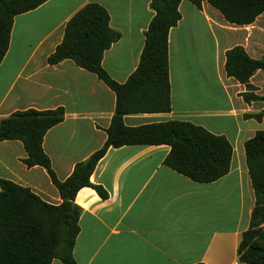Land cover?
<instances>
[{
    "label": "crops",
    "instance_id": "obj_1",
    "mask_svg": "<svg viewBox=\"0 0 264 264\" xmlns=\"http://www.w3.org/2000/svg\"><path fill=\"white\" fill-rule=\"evenodd\" d=\"M90 3L103 6L111 27L121 33L106 51L103 67L112 79L126 83L139 66L145 32L155 16L151 0H49L15 18L10 48L0 64V124L17 111L65 109L64 121L43 142L61 181L105 145L116 109L115 93L97 75L72 60L48 63L67 23ZM179 10L182 19L169 37L172 111L126 116L125 124L185 121L223 135L233 147L231 170L203 184L165 165L170 146L110 149L91 178L109 198L84 188L75 200L82 209L76 264H244L238 248L256 205L245 144L264 131V116L259 122L246 115L262 113L264 102L246 103V86L227 76L225 64L226 52L234 47L264 59V13L251 25L237 26L208 3L198 8L183 0ZM249 85L251 93L264 97V71L255 73ZM27 156L22 142H0V179L60 205L47 171L28 168L23 163ZM52 264L64 263L56 259Z\"/></svg>",
    "mask_w": 264,
    "mask_h": 264
},
{
    "label": "trees",
    "instance_id": "obj_2",
    "mask_svg": "<svg viewBox=\"0 0 264 264\" xmlns=\"http://www.w3.org/2000/svg\"><path fill=\"white\" fill-rule=\"evenodd\" d=\"M49 0H0V64L10 48L15 18L31 12ZM183 0H151L155 12L145 32L140 63L128 81L120 84L103 67L107 50L121 39L111 27L108 11L90 3L67 23L64 39L48 58L50 65L72 60L91 72L116 95V109L105 145L86 161L78 163L65 181L59 180L49 156L43 149L46 134L65 119V109L17 111L0 124V142L20 141L28 154L23 163L43 167L58 189L62 203L45 202L30 188L0 179V264H76L74 248L80 234L82 209L75 203L84 188L96 190L103 200L108 192L93 184L91 178L98 163L110 149L126 146H170L165 165L198 183H213L229 174L233 147L223 135L185 121H168L130 127L125 117L139 114H163L172 111L169 66V37L182 19ZM196 7L204 3L217 9L233 25L248 26L264 13V0H188ZM264 71V59L249 57L242 47L226 52L225 71L245 85L246 103L263 101L251 93L250 79ZM264 111L246 115L261 122ZM246 161L256 196L251 226L243 233L238 248L244 264H264V131L246 142Z\"/></svg>",
    "mask_w": 264,
    "mask_h": 264
},
{
    "label": "rangeland",
    "instance_id": "obj_3",
    "mask_svg": "<svg viewBox=\"0 0 264 264\" xmlns=\"http://www.w3.org/2000/svg\"><path fill=\"white\" fill-rule=\"evenodd\" d=\"M211 43L209 42V45H208V50H207V58L208 60H211ZM210 63V62H209ZM209 63H208V68H209Z\"/></svg>",
    "mask_w": 264,
    "mask_h": 264
}]
</instances>
